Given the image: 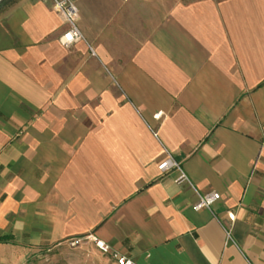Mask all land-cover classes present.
<instances>
[{
    "label": "crops",
    "instance_id": "1",
    "mask_svg": "<svg viewBox=\"0 0 264 264\" xmlns=\"http://www.w3.org/2000/svg\"><path fill=\"white\" fill-rule=\"evenodd\" d=\"M76 4L69 49L46 0L0 3V253L93 235L138 264H264V0Z\"/></svg>",
    "mask_w": 264,
    "mask_h": 264
},
{
    "label": "built area",
    "instance_id": "2",
    "mask_svg": "<svg viewBox=\"0 0 264 264\" xmlns=\"http://www.w3.org/2000/svg\"><path fill=\"white\" fill-rule=\"evenodd\" d=\"M4 0H0V3ZM51 10L56 14L59 21V40L67 48L71 49L77 42L85 41L88 43L84 33L79 26L80 11L76 4V0H46ZM94 52V51H93ZM162 172H174L178 175V183H187L195 188L192 180L188 176L181 162L177 161L174 156L168 152V156L158 166ZM199 202L197 208L213 209L214 204L220 199L218 192H198ZM232 222H235L237 216L235 213L229 215ZM227 234L228 242L233 241L230 229L224 226ZM92 240L97 247L105 254H108L116 264H138L132 258L120 254L112 249L105 241L96 236L90 235L85 237H75L68 240L70 247H76L85 240Z\"/></svg>",
    "mask_w": 264,
    "mask_h": 264
},
{
    "label": "rangeland",
    "instance_id": "3",
    "mask_svg": "<svg viewBox=\"0 0 264 264\" xmlns=\"http://www.w3.org/2000/svg\"><path fill=\"white\" fill-rule=\"evenodd\" d=\"M0 264H116L103 253L90 239L76 247H70L68 242L57 246L35 248L15 260L13 254L0 253Z\"/></svg>",
    "mask_w": 264,
    "mask_h": 264
},
{
    "label": "trees",
    "instance_id": "4",
    "mask_svg": "<svg viewBox=\"0 0 264 264\" xmlns=\"http://www.w3.org/2000/svg\"><path fill=\"white\" fill-rule=\"evenodd\" d=\"M0 243H15L13 236H3L0 237Z\"/></svg>",
    "mask_w": 264,
    "mask_h": 264
}]
</instances>
